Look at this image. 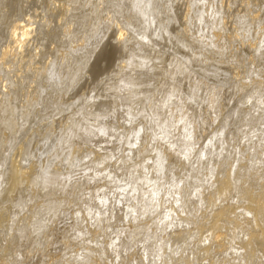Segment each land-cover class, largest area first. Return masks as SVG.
<instances>
[{"label": "bare ground", "instance_id": "bare-ground-1", "mask_svg": "<svg viewBox=\"0 0 264 264\" xmlns=\"http://www.w3.org/2000/svg\"><path fill=\"white\" fill-rule=\"evenodd\" d=\"M52 1L53 5L57 6H52L50 10H42L39 19H37L38 15L33 13L36 8L31 12L26 8L29 3L24 1L23 7L26 9L22 15L19 16L14 12L13 20L6 29L4 24H1L2 30L8 31L9 34L6 35L5 45L1 44L5 35L0 28V135L11 133L17 123L21 128L28 129L29 135L12 139L13 142L23 144L22 153L15 151V148H8L7 153L3 155L0 150V201L15 189L16 180L19 178L25 179L24 184L30 198L40 196L43 201H49L52 196L44 191L47 176L63 170L67 176L63 177L62 181L74 184L73 190L67 194L66 199H63L69 209L65 211H69L68 221H61L62 213L58 224L52 225L45 233L41 232L27 238L18 235L15 240L17 244L15 250L10 245L11 241L0 248V264H153L154 257H151L150 248L146 243L140 241L137 236L130 239L134 232L137 235L138 231L146 229L145 226H139L135 222L137 219L133 218L134 215H138L136 213L138 204L136 184L130 181L132 172H128L125 168L120 170L111 168L102 173L98 164L108 161L109 152L114 155L113 165L118 164L122 159L133 163L136 148L145 142L140 133L145 129L150 131L156 137L155 149L143 163L138 164L136 169L146 174L144 185L150 187L153 196L156 197L157 192L175 184L178 168L184 161L192 164L191 174L194 177L196 175L194 170L196 168L198 170L201 162L209 158L207 148L199 149L197 153L192 147V141L200 129L201 117L194 112L192 119L179 128L180 138L176 146L170 145L169 142L172 124L169 122L160 124L147 113L148 111L136 121H132L128 118L126 109L118 108L117 118L124 130L120 137L112 132L119 128L114 124L112 129L106 125L100 126L97 131H92L89 126L82 124L78 125L75 131H71L67 126L68 121L82 116L80 106L85 105L86 108L91 105L97 114L101 115L107 112L105 103L94 93L97 89L94 88L97 86L95 82L105 68L103 63L107 64L108 59L115 56L120 49H128L130 52L128 59L131 62L115 64L113 66L115 69L110 71L109 77L106 78L109 81L110 77L116 78L121 69L138 61L140 53V61L147 63L151 60L144 52V47H141L142 43L137 44L134 41L131 43L128 40L131 36L119 22L116 23V27L110 26L111 16L108 15L107 22L102 21L98 14L99 7L91 9L85 19L75 18L80 25L85 21L88 26L91 22L97 25V19L102 21L96 31H88L91 34V41L85 45L62 50L61 42L68 36L61 32L60 22L67 21L75 8L73 9V5L67 2L69 0H61L63 5L56 3L57 0ZM185 1L183 21L184 19L188 21L191 17L200 18L203 1ZM259 1L264 3V0ZM16 2L18 0H0V9L7 4L12 6ZM175 2L174 0V5ZM213 2L214 0H206L203 25L212 22L214 17L222 13L221 5L216 3L217 7ZM154 4L155 12L146 20L147 29L151 32L153 41L158 44L156 58H160L159 49L163 48L162 43L165 42L163 38L166 36L163 33L165 31L163 26L169 23V20L168 17H164L163 23L157 22L160 19L157 10L159 3L156 0ZM167 6L168 13L172 14L171 18L176 19L180 10L177 11L176 5L172 6L169 2ZM146 8L147 5L143 2V13ZM73 13L75 15V12ZM24 15L26 16L21 20L17 19L18 16L20 18ZM78 16L77 14L75 17ZM186 21H184L185 30L189 29ZM112 27L114 32L111 31ZM132 35L136 34L132 33ZM128 43L130 44L127 45ZM176 50L177 53L183 52L181 48ZM246 52L254 56L251 60L260 57L254 47H249ZM42 59L44 64L37 67ZM81 62L88 69L89 74L85 78L84 75L79 76L78 71L73 70ZM194 66V71L198 68L197 71H202L204 74L223 77L218 79L219 81H228L234 85L239 83L237 76L232 77L229 74L231 66L220 68L221 72L214 70L215 65L211 64H207L203 69ZM137 75L141 78L142 72ZM121 77L118 75V78ZM83 80H86L85 83L82 82ZM192 88L191 84L183 87L184 96L189 100H194L190 95ZM192 103L194 107L195 102ZM255 109L253 117L248 110L244 114L249 116L248 120L259 117V121L263 122L264 100L259 101ZM62 113L63 116L59 117ZM227 113L232 118L234 127L241 121L247 124L248 120L245 117V120L242 119L233 108ZM127 122H130V125ZM261 129L258 130V134L262 133ZM78 134L90 135L92 139L85 144L78 143L76 141ZM30 135L29 147L26 150V139ZM211 137V135L204 136L202 143L207 144ZM101 149L105 152L97 155ZM94 162L97 164L95 167ZM223 163V161L218 162L219 165ZM27 167L32 170L28 171ZM191 174L188 172L189 177L186 176L184 179L186 199L192 190ZM233 186H228L224 179H216V199L209 204L215 206L217 199L220 203H224ZM256 186H260L262 190L260 195L254 194L252 189L238 190L239 197L247 203L244 214L238 215L237 209H230L227 204L217 209L213 218L217 219L216 222L220 225L214 231L202 233L200 228H187L184 223L176 222L170 229L168 237L164 239L162 257L154 264H264V209L262 208L264 185ZM54 202L62 203L59 198ZM191 205L194 204L185 205V210L179 215H184V211L188 209L191 213L197 214L199 208L191 209ZM20 211L17 210L18 213ZM4 216L5 214L1 215V219ZM171 216L172 213L168 211L162 217L168 221ZM237 218L253 221L247 222L246 225H238L233 221ZM34 219V216L29 217L28 227ZM254 227L260 229L256 236L249 233ZM226 234L229 236L218 242V239ZM213 236L216 239H213ZM39 243L42 244L41 247L32 255L27 252V246L31 244L37 246ZM47 250L51 251L52 255L47 256ZM55 256L59 258L55 259Z\"/></svg>", "mask_w": 264, "mask_h": 264}, {"label": "rangeland", "instance_id": "rangeland-1", "mask_svg": "<svg viewBox=\"0 0 264 264\" xmlns=\"http://www.w3.org/2000/svg\"><path fill=\"white\" fill-rule=\"evenodd\" d=\"M24 1L29 3L26 8L31 12L36 8L33 13L38 15L37 19L42 16V10H50L52 6H57L53 5L52 0H18L12 6L9 2L10 4L0 9L1 30L2 23L5 29L9 26L10 21L13 20L14 12L19 16L22 15L26 9L23 7ZM157 1L159 3L157 10L161 15H158L160 19L157 22L163 23L164 17H168L169 20V23H165L163 26L165 30L163 33L166 36L163 38L165 41L162 43L163 48L159 49L160 58H156V45L158 44L153 41L154 38L147 29L146 20L153 16L156 0H69L67 2L73 5V7L71 6L73 9L75 8L73 10L75 15L72 12L67 21L60 22L61 32L68 36L61 42V48L67 50L91 41V34L88 31H96L102 21L107 22L106 16H111L110 26L116 27V23L119 22L131 36L128 37V40L131 43L133 41L137 44L142 43L141 47H144V52L151 60L147 63L140 61V53L138 61L121 69L117 73V77L114 79L110 77L109 81L106 78L109 77L110 71L115 69L113 67L115 64L131 62L128 59L130 52L128 49H120L115 56L108 59L107 64L103 63L105 68L95 82L97 86L94 88L97 87V89L94 93L105 103L107 112L101 115L97 114L91 105L86 108L85 105L80 106L82 116L68 121L67 126L71 128V131H75L77 126L82 124L89 126L92 131H97L100 126L106 125L112 129V124H114L119 128L112 132L120 137L124 130L121 128L122 123L117 118L118 108L126 109L127 116L132 121H136L145 111H148L147 113L160 124L163 122L172 124L169 142L170 145L176 146L180 138L179 128L185 126L188 120L192 119L194 112H197L201 117L200 129L192 141V147L197 153L199 149L207 148L209 158L201 162L198 170L197 168L194 170L196 174L194 177L191 174L192 164L184 161L178 168L175 184L164 188V191L157 192L156 197L153 196L152 189L144 185L146 174L139 171L138 168L136 169L138 164L143 163L155 149L156 137L150 131L145 129L140 133L145 142L136 148L133 163L125 162L122 159L118 164L113 165L114 155L112 156V152H109L110 156L106 152L109 155L108 161L98 164L102 173L111 168L116 170L125 168L128 172H132L130 181L136 184L138 204L136 212L138 215H134L133 218L137 219L134 221L139 226H145L146 229L138 231L137 235L134 232L130 239L137 236L140 241L146 243L150 248L151 257H154L153 264L162 257L164 239L168 237L170 229L176 222L184 223L187 228H200L202 233L214 231L220 225L219 222H216L218 220L213 218L217 209L227 204L230 209L236 208L238 215L243 213L247 203L239 197L238 190L252 189L254 194L260 195L262 190L260 186L256 185H264V121L260 122L259 117L248 120L249 116L244 114L248 110L253 117L257 103L264 100V3L262 4L259 0H214V5L216 3L221 5L222 13L214 17L212 22L203 25L206 0H201L203 1V17H191L188 21L184 19L189 25V29L185 30L182 14L186 8V1L175 0L176 6L174 0ZM220 1L223 3L221 4ZM143 2L147 5L145 13H143ZM167 2L175 6L176 10H180L176 19H172V14L168 13ZM56 3L63 5L61 0H57ZM217 4L215 6L218 7ZM97 7H99V17L102 18V21L97 19V25L91 22L88 26L85 21L81 23L83 25H80L75 19H85L91 9ZM61 10L63 11L62 7ZM109 11L110 13H108ZM77 14L79 16L75 17ZM19 16L17 19L21 20L26 15L20 18ZM113 27L112 32L115 31ZM2 32L5 37L1 44L5 45L6 35L9 32L6 30H2ZM132 33L136 35H132ZM133 37L135 38L133 39ZM109 40L114 42L112 38ZM249 47H254L258 51L256 53L260 55L258 59L251 60L254 56L246 52ZM176 48H181L183 52L177 53ZM30 53L33 54V52ZM43 62V59L40 60L37 67H41ZM207 64L215 65L214 70L219 72H221L220 68H230L229 66H231L229 74L232 77L237 76L239 83L234 85L228 81H219L218 79L223 77L215 76V74L207 75L195 68L199 66L203 69ZM73 70L78 71L79 76L84 75V78L89 74L82 62L78 63ZM140 72H142L141 78L137 75ZM118 75L122 77L118 78ZM85 81L82 82L85 83ZM91 83L89 82V84ZM186 84L193 86L190 95L194 100H190L195 102L194 107L193 103L184 96L185 89L183 87ZM232 108L242 116V119L248 120L247 124L241 121L238 126L234 127L232 118L227 113ZM62 116L63 113L59 117ZM127 124L130 125V122ZM260 128H262L260 130L262 133L258 134ZM25 135H29L28 129L21 128L18 123L11 133L0 135V150L3 155L7 153L8 148H15V151L22 153L23 144L13 142L12 139ZM208 135L212 136L210 142L203 144V137H208ZM30 137L31 135L26 139V150L29 147ZM91 139L90 135L78 134L76 137V141L81 144L88 143ZM5 149L6 151H4ZM103 152L105 151L101 149L97 155ZM219 161L224 163L219 165ZM96 165L94 162L93 166ZM27 170L31 171L32 169L27 167ZM188 172L191 174L192 190L186 199L184 179L186 176L189 177ZM65 176L67 175L63 170L47 176L48 180L45 181L44 191L51 194L52 197L49 201H43L40 196L30 198L26 184H24L25 179L16 180L15 189L0 201V248L11 241L10 245L15 250L17 247L15 240L18 235L27 238L41 232L45 233L52 225L58 224L62 213L61 221H68L69 211H65L69 209L63 199H66L67 194L73 190L74 184L64 183L62 178ZM216 179H224L228 186H234L224 203H220L217 199L216 205L213 206L209 203L216 199ZM83 189L87 190L86 187ZM56 198H59L62 203L54 202ZM187 204H194L190 208L198 207L199 212L191 213L188 209V211H184V215H179L182 210H185L184 206ZM35 208L38 209L34 210ZM262 208L264 209V207ZM17 210H21L20 213ZM168 211L172 213V216L168 221H165L162 216ZM3 214L5 216L1 219ZM30 216H34L35 219L29 223L28 227ZM237 220L233 219L238 225H246L252 219L237 218ZM259 231L258 227H254L250 229L249 233L256 236ZM226 236L229 234L223 235L218 239V242L224 240ZM213 239H216L215 236ZM41 245L40 243L37 246L31 244L29 247L27 246V252L32 255ZM46 255H52L51 251L47 250ZM54 258H59V256Z\"/></svg>", "mask_w": 264, "mask_h": 264}]
</instances>
